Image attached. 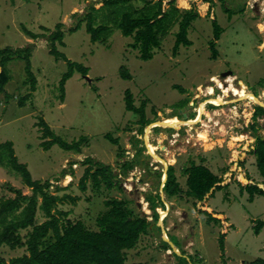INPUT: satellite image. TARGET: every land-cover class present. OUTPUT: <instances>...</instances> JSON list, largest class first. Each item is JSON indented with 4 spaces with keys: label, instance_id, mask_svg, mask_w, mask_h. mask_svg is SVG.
<instances>
[{
    "label": "rangeland",
    "instance_id": "rangeland-1",
    "mask_svg": "<svg viewBox=\"0 0 264 264\" xmlns=\"http://www.w3.org/2000/svg\"><path fill=\"white\" fill-rule=\"evenodd\" d=\"M129 1L135 7L144 5L141 0ZM212 3L210 15L207 9ZM175 5L181 12L193 7L199 14L187 29L191 44H180L173 52L176 20L159 36L152 58L143 60L139 49L132 46V36L122 35L109 19L105 41L91 40L83 15L92 14L93 27L102 25L97 12L103 8V0H0V49L33 45L31 70L36 78L31 90L23 60L15 58L6 64L9 81L5 92L10 98L6 100L0 93V142H12L18 162L27 165L34 180H48L51 193L73 198L57 203L58 210L67 211L66 219L80 220L93 229L97 217L109 209L105 202L111 199L121 200L131 216L145 215L151 220L143 194L158 189L166 207L159 211L160 230L142 234L127 251L128 262L177 264L174 253L184 251L192 256L193 264H250L264 258V227L259 234L253 233L256 219L264 218V196L255 194L249 200L240 185L264 187L249 151L255 132L264 137V115L254 116V106L264 104V86L258 85L264 77V0H175ZM213 18L222 28L215 41L216 57L209 46ZM79 22L80 27L70 32ZM57 24L63 33V45L55 42L57 48L88 68L84 74L88 80L75 71L65 82L63 100L58 84L66 62L51 55L47 40ZM123 69L129 79L121 77ZM228 70L231 74H226ZM126 89L132 92L136 107L146 102L148 122L142 131L140 114L125 108ZM25 95L24 106H18V99ZM184 99L187 103L179 106ZM40 118L65 141L74 142L82 135L88 143L78 152L58 144L45 149L42 128L37 126ZM139 150L141 162L127 175H117L119 186L108 188L101 180L96 188L88 178L81 189L84 158L108 164L117 172L119 164ZM192 163L207 166L222 186L201 201H195L186 190V169ZM169 165L182 189L172 197L160 190ZM11 187L31 194L20 173L0 164V197H13ZM204 206L223 212L225 229L206 222V213L200 212ZM44 219L38 210L36 223ZM222 230L223 247L219 244ZM19 233L24 240L26 229ZM168 234L176 246L171 245ZM162 238L170 248L162 247ZM23 253H27L25 246L0 245L5 262Z\"/></svg>",
    "mask_w": 264,
    "mask_h": 264
},
{
    "label": "trees",
    "instance_id": "trees-1",
    "mask_svg": "<svg viewBox=\"0 0 264 264\" xmlns=\"http://www.w3.org/2000/svg\"><path fill=\"white\" fill-rule=\"evenodd\" d=\"M205 1L210 2L211 0ZM141 2L144 5L135 7L129 4V0H103V8H100V11L97 12V16L102 18V25L99 24L96 27H93L92 14H84L83 17L87 19L86 30L90 33L91 40L105 41L106 35L110 33V28L106 26L107 21L111 20L114 26L121 31L122 35L132 36V46L139 49L140 57L143 60H147L152 58L153 49L159 46V36L166 33L168 28L177 20L178 27L175 32L173 52L180 44H191V41L187 38V29L190 22L199 16L195 8L192 7L181 12L175 5V0H156L154 2L141 0ZM207 10L208 14H213V3L210 4ZM101 12L102 16L100 15ZM212 26L213 39L209 41V46L212 50V56L216 57L215 41L219 39L222 28L214 18L212 19ZM79 27L80 22L70 27V32L76 31ZM29 34L31 37H36L31 32ZM62 38L63 33L60 29V24H57V29L47 36L51 55L66 62V71L61 75L58 84L59 97L63 100L65 82L75 71L83 75L87 74L88 68L80 63L71 61L57 48L55 42L63 45ZM32 46L0 49V93L3 92L5 94L6 100L10 98V95L5 92V85L9 81V72L6 64L15 58L23 60L26 79L30 83L31 90L35 89L36 78L31 70L30 57ZM121 77L129 79L130 75L123 69ZM258 83L259 86H264V77ZM26 97L27 95L18 99V106H24L23 99ZM124 102L127 110L140 114L139 123L142 126L139 127V130L142 131L143 125L148 122L144 114L146 102H142L139 107H136L132 92L129 89L125 90ZM186 103L187 99H184L179 106L182 107ZM254 110V116L264 115L263 106L256 104ZM170 124L175 125V128L178 127L175 123L169 122ZM37 126L42 128L41 137L45 140H43L41 145L45 149H48L53 144H58L64 150L78 152L82 147L81 145L88 143L86 136L82 135L74 142L65 141L62 137L55 134L42 118L39 119ZM106 137L114 143L117 142V139L112 138L109 133H106ZM254 137L255 140L250 153L255 157L256 168L259 175L263 178L261 183L264 184V137L258 132L254 133ZM140 150L135 153V156L119 164V171L117 172H114L108 164L98 160L94 162V159L89 156L84 158L82 163L85 168L80 177L81 189H85V181L88 178L93 180V186L96 188L99 187L101 180L104 181L108 188L119 186L120 179H118L117 175H127L129 170L141 162L139 158L141 155ZM0 164L8 165L11 169L20 173L23 182L31 189L30 195H24L19 190L11 187V190L15 193L13 197H0V245L4 244L11 248L25 246L27 251V253L11 258L8 262H5L0 257V264H148L142 261L128 262L127 251L136 246L142 234L154 229L160 230L158 224L159 211L165 210L166 207L158 189L155 192L143 194L148 208L151 210V220H148L145 215L131 216L132 214L128 209L124 208L121 200L111 199L105 202L109 209L97 217L96 229H93L80 220L72 222L65 218L67 211L58 210L56 207L57 203L66 198L73 201V198L65 194L58 196L51 193V183L48 180L43 182L37 179L34 180L27 165L18 162L11 141L0 142ZM186 171L188 172L186 179L187 194L192 196L195 201L203 200L207 193L213 194L215 190L222 187L219 184L220 178L205 165L192 163ZM239 177H242V181L246 182L243 175ZM263 188L259 187L257 183L240 185L241 190L248 192L249 200H252L255 194L264 196ZM181 190V185L175 176V169L169 165L166 169L165 182L161 191L164 192L166 197H172ZM203 208L204 210L200 209V212L206 213V222L210 223L213 221L225 229L226 218L223 212L211 210L207 206ZM38 210L45 216V219L40 223H36V212ZM263 227L264 218L256 219L253 233L259 234ZM23 229H26L24 240H22L19 233ZM224 233L225 230H222L219 234L221 247H223ZM168 236L176 246L170 237L172 235L168 234ZM161 241L163 248H170L166 240L162 238ZM174 254L177 258V264H193L192 256L185 255L184 251H181L180 255L176 252ZM250 264H264V258L258 257Z\"/></svg>",
    "mask_w": 264,
    "mask_h": 264
},
{
    "label": "clouds",
    "instance_id": "clouds-1",
    "mask_svg": "<svg viewBox=\"0 0 264 264\" xmlns=\"http://www.w3.org/2000/svg\"><path fill=\"white\" fill-rule=\"evenodd\" d=\"M253 94V93H252ZM254 95V94H253ZM250 101H252V100H250ZM259 104L261 103V102H258ZM264 107V106H263ZM174 117H177V116H174ZM178 118V117H177ZM186 121V120H185ZM179 126V125H178ZM178 128V127H177ZM254 140H255V137H254ZM254 142V141H253ZM252 146H253V144H252ZM253 148V147H252ZM251 148V149H252ZM250 151V150H249ZM168 167V166H167ZM166 174V173H165ZM164 182H165V178H164ZM164 182L161 184V187H160V190L162 189V187H163V185H164ZM259 186V185H258ZM149 209V208H148ZM162 211H164V210H162Z\"/></svg>",
    "mask_w": 264,
    "mask_h": 264
},
{
    "label": "water",
    "instance_id": "water-1",
    "mask_svg": "<svg viewBox=\"0 0 264 264\" xmlns=\"http://www.w3.org/2000/svg\"><path fill=\"white\" fill-rule=\"evenodd\" d=\"M226 74H231V71L228 70V71L226 72ZM223 75H225V74H223ZM84 77L88 80V76H87V75H84ZM260 105H261V106H264V104H261V103H260ZM171 245H173L172 242H171Z\"/></svg>",
    "mask_w": 264,
    "mask_h": 264
},
{
    "label": "bare ground",
    "instance_id": "bare-ground-1",
    "mask_svg": "<svg viewBox=\"0 0 264 264\" xmlns=\"http://www.w3.org/2000/svg\"><path fill=\"white\" fill-rule=\"evenodd\" d=\"M231 79V78H230ZM230 87H232V84H231V86ZM228 90V89H227ZM238 91V89H236V92ZM253 95V94H252ZM254 97V96H253Z\"/></svg>",
    "mask_w": 264,
    "mask_h": 264
},
{
    "label": "built area",
    "instance_id": "built-area-1",
    "mask_svg": "<svg viewBox=\"0 0 264 264\" xmlns=\"http://www.w3.org/2000/svg\"><path fill=\"white\" fill-rule=\"evenodd\" d=\"M247 100H249V101H250V100H252V99L248 98ZM252 101H253V100H252Z\"/></svg>",
    "mask_w": 264,
    "mask_h": 264
},
{
    "label": "flooded vegetation",
    "instance_id": "flooded-vegetation-1",
    "mask_svg": "<svg viewBox=\"0 0 264 264\" xmlns=\"http://www.w3.org/2000/svg\"><path fill=\"white\" fill-rule=\"evenodd\" d=\"M264 47V46H263ZM259 49V48H258Z\"/></svg>",
    "mask_w": 264,
    "mask_h": 264
}]
</instances>
